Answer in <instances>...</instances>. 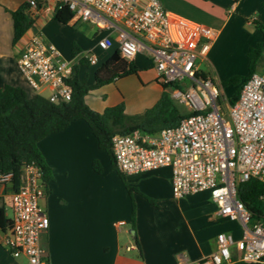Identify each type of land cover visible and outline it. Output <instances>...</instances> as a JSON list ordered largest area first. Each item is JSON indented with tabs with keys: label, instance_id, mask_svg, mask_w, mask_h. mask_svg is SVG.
Returning <instances> with one entry per match:
<instances>
[{
	"label": "built area",
	"instance_id": "1",
	"mask_svg": "<svg viewBox=\"0 0 264 264\" xmlns=\"http://www.w3.org/2000/svg\"><path fill=\"white\" fill-rule=\"evenodd\" d=\"M27 14L54 15L68 9V22H88L102 34L95 45L100 49L116 46L120 55L131 60L137 53L151 58L157 80L168 84L171 99L188 114L173 126L154 133L135 129L111 138L116 167L123 173L171 169L175 197L208 190L218 206V214L238 221L239 238L226 232L216 235V248L198 264H231L232 247L237 260L264 263V214L253 220L238 198L239 182L255 178L263 183L264 203V69L256 70L243 82L235 101L222 98L220 86L200 74V62L207 60L217 29L166 9L160 0H24ZM33 24V22H32ZM32 27V26H31ZM20 49L17 63L32 89L41 84L52 92L50 101L69 100L68 79L74 66L98 62L92 50H79L64 57L38 31ZM264 57V50L262 52ZM11 172L0 175V183ZM17 187L9 196L11 225L3 232L1 244L12 259L24 264H47L42 236L48 216L41 200L47 182L35 164L21 167Z\"/></svg>",
	"mask_w": 264,
	"mask_h": 264
},
{
	"label": "crops",
	"instance_id": "2",
	"mask_svg": "<svg viewBox=\"0 0 264 264\" xmlns=\"http://www.w3.org/2000/svg\"><path fill=\"white\" fill-rule=\"evenodd\" d=\"M160 1L172 12L217 29L205 61L210 68L208 75L219 84L231 74L221 71L223 67L217 60L222 56L231 59L236 54L246 56L248 49L254 47L253 42L261 38L253 21L264 24V0ZM22 3L24 0H0V88L5 84L19 85L29 95L38 93L46 97L52 89L44 84L32 89L17 63L29 32L12 43L10 11ZM77 23L70 21L63 25L53 15L40 13L31 30L42 36L47 34L66 58L72 55L73 42L80 50L95 53L96 39L102 34L95 27L99 34L92 42L78 31L68 32L63 28L56 29L58 33L53 31L55 24L77 27ZM111 48L113 52L116 50L115 45ZM131 60L139 68L138 74L144 69H154L156 81V70L148 55L137 53ZM91 67L79 64L76 72L79 78L87 75L88 84ZM38 147L53 176L41 200L49 221L42 236L47 264H198L216 248L219 232L234 238L242 234L238 221L218 214V206L208 190L175 197L169 166L125 173L127 182L136 188L132 193L135 230L131 229V196L112 168L109 156L98 148L96 138L82 119L72 120L64 129L46 135ZM94 159L101 165L100 172L92 168ZM18 181L12 171L9 180L0 183V205L7 217L11 216L9 196ZM2 237L0 229V264H21L19 258L12 259L3 248ZM231 251L233 260L237 259L238 251L234 247Z\"/></svg>",
	"mask_w": 264,
	"mask_h": 264
},
{
	"label": "trees",
	"instance_id": "3",
	"mask_svg": "<svg viewBox=\"0 0 264 264\" xmlns=\"http://www.w3.org/2000/svg\"><path fill=\"white\" fill-rule=\"evenodd\" d=\"M10 13L13 20L12 43H15L32 26L33 19L26 12V3H22ZM53 17L60 24L67 25L72 13L68 9H61L55 12ZM253 23L260 30L261 38L256 46L250 47L246 52L247 74L245 76L233 74L222 80L221 84L216 82L218 86L234 87L230 96L231 102L236 100L243 82L257 70L258 59L264 50V24L257 20ZM79 50V46L73 42L72 53ZM80 64H85V60H80ZM77 69L78 64L74 66V72L68 79L71 86L69 100L50 101L38 93L29 95L19 85L5 84L0 88V175L14 171V176L18 178L22 166L35 164L44 181L52 180L51 168L44 159L38 142L46 135L64 129L72 120L82 119L96 138L98 148L104 150L109 156L112 168L118 172L131 196L129 225L135 230V203L132 193L136 188L127 182L125 173L116 167L111 138L116 133L127 134L135 129L154 133L163 127L176 125L188 112L185 110L182 112L171 99L167 91L168 84L161 83L157 79L162 91L156 103L140 113H126L123 101L107 106L101 111L91 108L85 102V95L91 89L107 84L118 77L139 72V68L132 60L122 57L118 49L95 69L91 84L87 83V75L78 77ZM200 74L205 76L208 72L200 70ZM92 168L96 172L102 170L97 159L92 161ZM262 191L263 183L255 178L241 181L237 185L238 198L251 212L253 220L260 219L264 214V203L260 199ZM10 225L11 220L0 205V229L5 232ZM136 244L139 248L137 240ZM231 264L264 263L235 259Z\"/></svg>",
	"mask_w": 264,
	"mask_h": 264
},
{
	"label": "rangeland",
	"instance_id": "4",
	"mask_svg": "<svg viewBox=\"0 0 264 264\" xmlns=\"http://www.w3.org/2000/svg\"><path fill=\"white\" fill-rule=\"evenodd\" d=\"M76 26L77 27H70L69 25L60 26L58 24H55V26L53 27V31L58 33V28H63L68 32L78 31L82 33L85 38H87V41L91 42L94 40L93 38L99 34V32H96L93 26L88 22H78ZM43 37L46 41L50 40L47 34ZM255 42H253V46H256L259 41ZM95 53L97 55L98 62L92 65L90 69L88 81L89 84L93 82L92 71L95 66L99 65V62L107 56H111L113 54V49L96 48ZM217 62H221L220 65H222L223 67V70L221 71H224L227 74H238L242 76H245L247 74V58L245 54H236L231 59L222 56L220 61L217 60ZM200 69L206 72L210 71V68L207 66L206 61L200 62ZM262 69H264L263 56H261L258 60V70ZM231 75H228V77ZM221 90L222 98L229 100V95L231 94V92H233L234 87L227 86L223 87V89L221 88ZM161 91L162 88L160 84L155 81L154 69L149 68L142 70L140 74H127L125 76L118 77L107 84H103L91 89L85 96V102L91 108L101 111L107 106H111L120 101H123L125 112L128 114H135L140 113L146 108L153 106L156 103ZM177 106L182 112H184V106L179 104H177ZM8 213L10 214L9 210ZM19 260L21 264L25 263L24 257L19 258Z\"/></svg>",
	"mask_w": 264,
	"mask_h": 264
}]
</instances>
